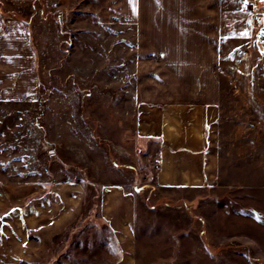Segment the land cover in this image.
I'll return each instance as SVG.
<instances>
[{
    "label": "crops",
    "instance_id": "crops-1",
    "mask_svg": "<svg viewBox=\"0 0 264 264\" xmlns=\"http://www.w3.org/2000/svg\"><path fill=\"white\" fill-rule=\"evenodd\" d=\"M9 1L59 9L64 28V14L85 15L70 23L88 24V39L96 38V15L123 27V75L109 86L122 84L124 101L113 100L122 106L103 130L117 162L106 159L97 141L86 150L93 163L88 177L53 162L58 157L72 165L69 144L84 141L72 118L59 117L57 132L49 123L44 143L62 142L64 149L40 151L33 122L42 101L38 67L49 29L36 17L7 20L0 9V264H52L57 243L69 233L90 232L94 245L104 243L92 264H228L211 252L223 241L209 203L240 177L239 162L223 149L220 127L217 68L225 0ZM261 6L253 8L259 15ZM120 134L124 141L117 140ZM261 178L259 185L264 170ZM174 190L184 191L190 205L199 202L191 218L183 220L185 213L170 206ZM92 196L97 202L88 207L89 228L78 230ZM235 197L264 218V193Z\"/></svg>",
    "mask_w": 264,
    "mask_h": 264
},
{
    "label": "rangeland",
    "instance_id": "rangeland-1",
    "mask_svg": "<svg viewBox=\"0 0 264 264\" xmlns=\"http://www.w3.org/2000/svg\"><path fill=\"white\" fill-rule=\"evenodd\" d=\"M225 2L224 39L217 68L222 96L220 127L223 149H229L228 159L231 162H239L240 177L221 191L226 193L224 196L216 195L209 202L212 206L210 215L213 226L217 229L216 235L223 241L218 248L210 250L228 264H264V218L254 215L248 206L237 204L235 197L237 194L252 197L257 193H264V184L259 185L257 179L261 178V171L264 170V14H240L246 0ZM248 2L254 9L258 5H263L261 8H264V0ZM3 3L4 13H13L15 17L28 20L36 17L37 21L49 29V35L42 40L45 51L38 67L42 101L35 110L39 116L33 122L39 145L49 138V123L53 125L52 132L56 133L59 128L56 124L60 121L57 118L63 117L65 120L70 117L75 123L73 129L77 130L80 139L83 137L84 142L75 141L76 146L69 144L68 153L75 159L72 165L63 164L58 157H54L53 162L74 175L88 177L93 163L87 151L91 146L96 147V141L101 145L103 155L109 154L110 157L106 159L117 162L115 159L119 154L114 155L113 144L105 135L106 132L103 134V130L108 128L110 115L114 116L115 112L119 115V106L122 105L114 104L113 100L117 97L121 102L124 101L122 84L116 88L109 86L110 79L123 75V27H110L96 15V38L88 39V24L70 23L77 19L86 20L85 15L74 11V14H64V28L63 24L59 25V9L43 8L42 3L35 7L9 0H3ZM6 15L4 16L10 17ZM44 17L48 19L43 20ZM60 29L66 33H60ZM123 123L120 120L122 132ZM85 131L90 141L85 139ZM116 138L120 142L124 141L122 134ZM45 143L52 148L51 151L65 147L62 142ZM44 149L40 147V151L44 152ZM49 153L51 152L45 151V154ZM261 181L263 182L262 178ZM171 194L170 206L185 213L181 217L183 220L192 217L190 209L198 212L199 202L192 205L184 202L183 196L187 195L184 191L174 190ZM92 197L85 207L78 230L89 228L87 223L90 222L91 214L88 209L93 206L92 203L97 202L95 196ZM237 216L242 218L237 219ZM252 219L263 226H254ZM90 233H69L67 240L57 243L52 264H92L95 254L97 261V254L103 250L104 243L96 242L94 245ZM257 252H262L260 259L256 258L260 257L256 256L260 255ZM198 260L199 258L196 261Z\"/></svg>",
    "mask_w": 264,
    "mask_h": 264
},
{
    "label": "built area",
    "instance_id": "built-area-1",
    "mask_svg": "<svg viewBox=\"0 0 264 264\" xmlns=\"http://www.w3.org/2000/svg\"><path fill=\"white\" fill-rule=\"evenodd\" d=\"M5 1H8V0H5ZM243 11L244 12H251V14H256L255 11H253L252 7L248 4V3H245L243 5ZM7 20H18L17 18H15L14 16H10V17H6ZM40 131L42 132V129H40ZM42 147H44L45 151H48V152H52L51 151V147L48 145V144H44L42 143ZM50 150V151H49Z\"/></svg>",
    "mask_w": 264,
    "mask_h": 264
},
{
    "label": "trees",
    "instance_id": "trees-1",
    "mask_svg": "<svg viewBox=\"0 0 264 264\" xmlns=\"http://www.w3.org/2000/svg\"><path fill=\"white\" fill-rule=\"evenodd\" d=\"M5 1V0H4ZM0 9L3 11L4 9H5V3H3V0H0ZM7 13H4V15H6ZM14 14L12 13V15H11V13H10V15L9 14H7L6 16H13ZM16 15H14V17H15ZM15 18H17V19H24V18H18V17H15ZM25 20V19H24ZM27 21H28V19H26Z\"/></svg>",
    "mask_w": 264,
    "mask_h": 264
}]
</instances>
